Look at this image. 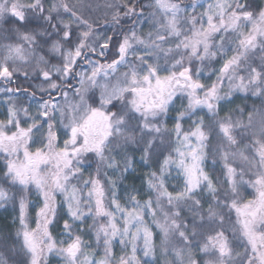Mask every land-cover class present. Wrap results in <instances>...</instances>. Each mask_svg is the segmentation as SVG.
Here are the masks:
<instances>
[{
  "label": "snow or ice",
  "instance_id": "obj_1",
  "mask_svg": "<svg viewBox=\"0 0 264 264\" xmlns=\"http://www.w3.org/2000/svg\"><path fill=\"white\" fill-rule=\"evenodd\" d=\"M0 109V264H264V0H0Z\"/></svg>",
  "mask_w": 264,
  "mask_h": 264
},
{
  "label": "rangeland",
  "instance_id": "obj_2",
  "mask_svg": "<svg viewBox=\"0 0 264 264\" xmlns=\"http://www.w3.org/2000/svg\"><path fill=\"white\" fill-rule=\"evenodd\" d=\"M0 110H2V109H0ZM88 171H92V169H89ZM85 175H87V171H86ZM131 182H133V181H131V180L126 181V183H131ZM134 182L139 186V184H140L139 179H136ZM120 195L121 196L124 195V186L123 185L120 186ZM0 213L3 214V216H6L7 218H8V216H11L10 218H8L10 224L13 222V217L15 215H17V211H14V209L11 205L6 206V208H0ZM0 235H6V234L4 232L0 231ZM0 251H3V249H0ZM51 264H59V261L56 259H52Z\"/></svg>",
  "mask_w": 264,
  "mask_h": 264
},
{
  "label": "trees",
  "instance_id": "obj_3",
  "mask_svg": "<svg viewBox=\"0 0 264 264\" xmlns=\"http://www.w3.org/2000/svg\"><path fill=\"white\" fill-rule=\"evenodd\" d=\"M97 2L103 4L104 0H97ZM255 102L257 104L259 103V101H255ZM237 103H240V101H237ZM248 103L251 104L253 103V101L249 100ZM94 167L95 166L93 165L92 170H94ZM10 217L11 216H8V218ZM8 218L0 213V231L4 232L6 235L14 234L16 227H18V224H14L13 222L10 224Z\"/></svg>",
  "mask_w": 264,
  "mask_h": 264
}]
</instances>
